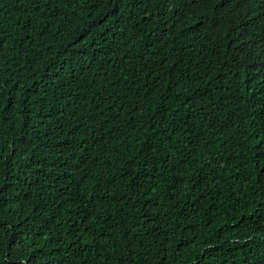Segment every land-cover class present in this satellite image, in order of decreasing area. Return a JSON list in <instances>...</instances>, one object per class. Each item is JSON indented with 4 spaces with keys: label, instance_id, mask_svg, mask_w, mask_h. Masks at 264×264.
Masks as SVG:
<instances>
[{
    "label": "trees",
    "instance_id": "trees-1",
    "mask_svg": "<svg viewBox=\"0 0 264 264\" xmlns=\"http://www.w3.org/2000/svg\"><path fill=\"white\" fill-rule=\"evenodd\" d=\"M0 264H264V0H0Z\"/></svg>",
    "mask_w": 264,
    "mask_h": 264
}]
</instances>
